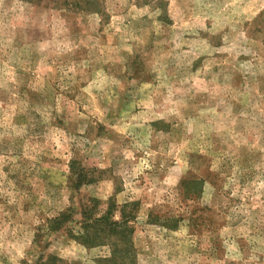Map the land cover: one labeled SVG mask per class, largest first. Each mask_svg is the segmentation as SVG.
<instances>
[{
  "label": "rangeland",
  "instance_id": "374dc122",
  "mask_svg": "<svg viewBox=\"0 0 264 264\" xmlns=\"http://www.w3.org/2000/svg\"><path fill=\"white\" fill-rule=\"evenodd\" d=\"M73 4L0 0V264H264V0Z\"/></svg>",
  "mask_w": 264,
  "mask_h": 264
},
{
  "label": "trees",
  "instance_id": "16d2710c",
  "mask_svg": "<svg viewBox=\"0 0 264 264\" xmlns=\"http://www.w3.org/2000/svg\"><path fill=\"white\" fill-rule=\"evenodd\" d=\"M71 1L74 3L73 6H76L78 8L84 9V10H88V9H92L93 8L92 5L95 4V1L96 0H83L84 1V4H80V1L81 0L80 1H77V2H75L73 0H71ZM67 2H68V0H64V3H67ZM80 184H81V179L78 181V183L76 184V186H80ZM64 220L65 219L63 218V215H60V216L56 217L54 219V221H53V223H55L56 225L53 226V224H52V227L55 228V229H57V230H59L60 227H61V224H62V222H64ZM112 225H114L115 227H117L119 225V223L118 222H112ZM113 230H115V229H113ZM86 233L87 232L83 230V234L81 235V238L87 239ZM78 238H80V236H78ZM89 243H93V242L90 241ZM110 246H112V253L114 255H119V253H122V252L126 253L127 252V250H124L122 248H119L117 246V244H113L112 242H111Z\"/></svg>",
  "mask_w": 264,
  "mask_h": 264
}]
</instances>
